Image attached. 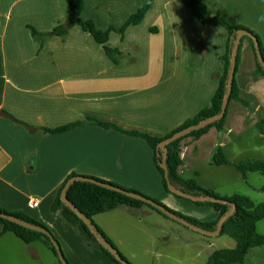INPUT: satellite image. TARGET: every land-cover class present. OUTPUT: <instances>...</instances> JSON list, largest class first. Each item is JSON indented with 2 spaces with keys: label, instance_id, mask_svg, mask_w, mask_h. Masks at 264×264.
<instances>
[{
  "label": "crops",
  "instance_id": "obj_1",
  "mask_svg": "<svg viewBox=\"0 0 264 264\" xmlns=\"http://www.w3.org/2000/svg\"><path fill=\"white\" fill-rule=\"evenodd\" d=\"M147 1L84 0L81 17L92 19L99 28L120 26ZM200 1L207 15L221 14L253 29L264 53V0ZM68 14L66 0H0V207L22 211L58 233L69 264H117L73 214L51 209L71 172L138 190L200 220H213L218 212L167 191L153 149L142 137L90 122L58 133L30 131L27 124L55 127L91 116L122 129L167 134L209 104L222 70L219 57L227 30L202 23L182 0H153L139 23L129 25L123 35L109 33L110 45L139 57L115 66L102 45L76 23L43 44L33 38L28 25L49 31ZM199 36L201 55L195 53ZM255 68L256 57L245 38L235 79L239 96L248 105L231 99L221 132L210 126L180 142L182 176L215 187L204 173L213 169L210 158L218 146L231 161L264 160V144H258L264 140V75L255 74ZM31 198H37L36 206H29ZM93 218L133 264H159L132 252L148 253L139 245L147 233L142 232L144 225L150 230L158 226L175 240L182 235L147 206L121 205ZM11 233L0 236V264H43L45 251L34 244L40 241L50 249L42 240L25 243ZM188 237L182 239L189 241ZM54 256L53 264H59Z\"/></svg>",
  "mask_w": 264,
  "mask_h": 264
},
{
  "label": "trees",
  "instance_id": "obj_2",
  "mask_svg": "<svg viewBox=\"0 0 264 264\" xmlns=\"http://www.w3.org/2000/svg\"><path fill=\"white\" fill-rule=\"evenodd\" d=\"M69 8V14L67 19L55 25L51 30L49 31H39L36 28H34L31 25H28V28L30 29V32L33 36V38L39 43L43 44L44 41L53 35H61L68 31L69 26L72 23L78 24L81 29L84 31H87L91 34L93 39L100 43L102 45V48L105 52V54L113 61L115 66H119L122 64L121 56L123 54V51L119 49L117 46H112L108 43L109 33L111 31H116L120 33V35H123L125 29L131 25V24H137L139 23L146 11L152 6L153 0H148L146 3L141 5L136 11L131 13L129 17L123 22L120 26L115 25H109L106 28H99L95 22L92 19H84L81 17V12L84 6V0H66ZM185 5H187L191 12L200 18L202 23H216L224 26L227 30V38L225 43V49L224 52L219 57L221 64H222V70L218 77V85L211 97V100L209 104L203 106L200 110H198L193 116L187 118L182 122L179 126L174 128L172 131H170L167 134L164 135H152L145 131H140L136 129H122L113 122L104 121L95 117L87 116L84 119L81 120H74L71 122H67L65 124L55 126V127H47V126H33L30 124H27V127L30 131L32 129L41 130L44 132H50V133H58L62 131H67L75 127L76 125L83 124L85 122L95 123L98 125H101L103 127H114L116 129H119L120 131L130 134L142 137L147 141V143L150 145V147L153 149L154 152V161L157 166V169L162 175V183L164 188L169 191V188L166 184V179L164 177V170L160 166V162L164 159L167 172H168V178L172 185H174L176 188L190 194V195H211L217 198H223L227 199L229 202H232L235 204V209L232 212V214L222 223L220 232L217 234H227L231 236L235 240V245L233 247H222L215 249L213 252L210 253L207 261L205 264H243L244 263V257L246 252L250 247L262 245L264 244V234H260L256 230V222L259 219L264 218V202L261 203H255L253 200H251L248 196L240 193H233L231 195H220L216 193L213 189L207 188L199 184L196 178L194 177H184L179 172V167L182 164V159L179 154V145L182 139L189 135L193 136H199L204 131H206L210 126H216L217 130L221 132L223 130V123L226 117L227 108L222 117H220L217 120L211 121L208 124L203 125L200 128L190 130L188 132L183 133L179 137L168 141L165 146L164 150L158 148V143L166 138L167 136L171 135L175 131L197 122H200L202 120L208 119L209 117H212L216 114H218L221 110L222 101L227 89L228 84V74H229V68H230V60L232 55V50L234 46V40L236 37V34L238 30L245 29L247 32H249L252 36H255L257 40V44L259 46V49L261 51V54L264 58L263 48L260 41V38L258 34L251 28L238 23H233L229 21L227 18H225L221 14H213V15H207V9L204 2L200 0H182ZM245 33L242 34L240 41L238 43L236 56H235V64H234V77L232 81V88L229 94V100L231 99H237L241 101L243 104L248 105V102L241 98L238 93V85L235 79V72L237 70V66L240 59V52L243 40L245 38L248 39V41L251 43L252 49L254 51L255 57H256V68L254 70L255 74H261L264 75V67L260 64L258 61L255 46H254V40L252 39V36ZM195 53L197 55L202 54V42H201V36H199L198 42L196 44ZM134 56L130 58V60L126 61H134ZM2 112L9 114L5 110H1ZM14 118L13 116H11ZM16 119V118H14ZM35 131V130H34ZM210 163L213 165H225V164H231L232 162L228 159V157L223 152V149L218 146L214 153L212 154L210 158ZM239 171H241L243 177H246V173L248 171H258L261 174H264V160L260 159H249V160H241L237 163H232ZM81 175V176H88L95 178L97 180H101L104 182H107L109 184L118 185L114 182L107 181L95 176L90 175H84V174H78L76 172H71L66 179L63 181L62 185L58 189V192L55 196V199L51 205V209L53 211H56L59 208H63L64 210L68 211L69 213L73 214L77 220L80 222V224L83 227V230L94 240L97 241L100 248L103 250V252L109 256L115 263L122 264L120 261L116 259V257L112 254V252L105 247L103 244H101L94 235L90 232L88 226L85 224V222L82 220V218L70 207L68 206L61 198H60V192L63 188L65 182L72 176ZM123 187V186H121ZM127 190H130L132 192L142 194L145 196H148L138 190L123 187ZM173 194L177 196H182L179 194H176L172 192ZM65 195L67 199L76 206L93 224V226L96 228L98 233L106 239L109 243L113 245V247L122 255V257L127 260L129 264H133L130 262L116 247V245L113 243L111 238L99 227V225L94 221L93 216L95 214L104 212L106 210H110L113 208H116L121 205H128L132 207H141V206H147L167 217H169L167 214L162 212L160 209L154 207L153 205L140 200L138 198L131 197L127 194H124L122 192L112 190L109 188H106L104 186H101L99 184L87 181V180H80V179H74L70 182L68 187L66 188ZM150 197V196H148ZM184 197V196H183ZM153 200L157 201L158 203L164 205L165 207L169 208L167 205H165L160 200L151 197ZM192 202H194L197 205H209L212 206L215 210L218 211V215L213 220H200L193 216L186 215L184 213H181L179 211H176L174 209L169 208L174 214L178 215L179 217L185 219L186 221L193 223L195 225H198L202 228L213 230L216 227L217 221L219 218L224 215L229 209L230 204L223 202V201H215V200H195L191 199ZM0 211L5 212L7 214H10L12 216H15L17 218H20L22 220H25L31 224L43 226L46 229L50 231V229L42 223L41 221L33 218L32 216L22 212V211H8L7 209H4L0 207ZM13 232L17 237H19L23 242L30 243L34 240H42L53 252L56 254L55 247L48 236H46L42 231L31 229L29 227H26L24 225H21L19 223L10 221L9 219H6L2 216H0V236L7 232ZM51 232V231H50ZM52 233V232H51ZM53 235V233H52ZM54 236V235H53ZM56 239V237L54 236ZM57 240V239H56ZM58 241V240H57ZM59 243V242H58ZM63 253V251H62ZM57 255V254H56ZM64 255V253H63ZM65 257V255H64ZM67 263L69 264L67 258L65 257ZM59 264L60 261H59Z\"/></svg>",
  "mask_w": 264,
  "mask_h": 264
},
{
  "label": "rangeland",
  "instance_id": "obj_3",
  "mask_svg": "<svg viewBox=\"0 0 264 264\" xmlns=\"http://www.w3.org/2000/svg\"><path fill=\"white\" fill-rule=\"evenodd\" d=\"M140 55L143 56L142 53H140ZM132 56L133 55L127 52H123L121 60H130ZM137 59L139 60V57L134 58V60ZM258 144H264V140ZM249 159L257 158L248 157L240 160L237 159L230 161L232 163H237L241 160ZM232 163L219 166L212 165L211 168L213 169L204 173L207 177H212L213 179L211 183H214L215 187L213 188L215 190L213 188L211 189H213L218 194L220 193V195L240 193L248 196L255 203L264 202V174H261L258 171H248L246 173V177L244 178L241 171L232 165ZM228 203L230 204L231 202ZM132 216L133 215H129L127 217L128 219H131ZM161 216L162 219L160 221H162L164 225L172 224L173 226L177 227L178 230H180V234L182 235L179 236V240H175L172 238L174 235H171L167 232H162L158 226H155L152 230H150L148 229L147 225H144L142 232L147 233L139 241V245L141 248L147 247L148 253L143 254L134 250H132V252L136 253L137 255L145 256L146 258L150 259L151 262H156L159 264H205L210 253L215 249L222 247H233L235 245V240L227 234H204L175 219H172L171 217H167L163 214H161ZM121 220L125 221L124 218H121ZM256 230L258 233L264 234V218L259 219L256 222ZM50 231L60 243L59 234L54 232L52 229ZM186 234L189 235V241L187 239H182ZM166 237H168V240L164 239ZM191 238H194V241H191ZM34 244L38 250L42 249L45 251V256H43V254L40 258L43 264H53L55 262L56 257L54 256L52 250L47 249L45 246L43 247L40 241H36ZM5 248L6 246H1L2 251ZM156 252H158V255H156ZM15 254L16 253H13V255ZM125 255L127 258L128 255ZM243 264H264V244L250 247L245 254Z\"/></svg>",
  "mask_w": 264,
  "mask_h": 264
},
{
  "label": "water",
  "instance_id": "obj_4",
  "mask_svg": "<svg viewBox=\"0 0 264 264\" xmlns=\"http://www.w3.org/2000/svg\"><path fill=\"white\" fill-rule=\"evenodd\" d=\"M249 34L251 35L249 32H247L245 29H240L238 30L237 34H236V37H235V40H234V46H233V50H232V55H231V60H230V68H229V74H228V84H227V89H226V92H225V95H224V98H223V101H222V105H221V110L218 114L212 116V117H209L208 119H205V120H202L200 122H197V123H194V124H190V125H187L177 131H175L174 133H172L171 135L167 136L166 138H164L163 140H161L159 143H158V148L164 150V146L165 144L170 141V140H173L177 137H179L180 135H182L183 133L185 132H188L190 130H193V129H197V128H200L202 127L203 125L205 124H208L210 123L211 121H214V120H217L219 119L220 117H222L226 111V108H227V104H228V100H229V94H230V91H231V88H232V81H233V77H234V64H235V56H236V51H237V47H238V43L240 41V38L242 36V34ZM252 36V35H251ZM252 39L254 40V46H255V51H256V55H257V58H258V61L260 62V64L264 67V58L261 54V51L259 49V46L257 44V40L255 38V36H252ZM160 166L163 168L164 170V177L166 179V184H167V187L169 188L170 191L176 193V194H179V195H182L184 197H187V198H190V199H195V200H215V201H223V202H229L228 200L226 199H221V198H217V197H213L211 195H190L178 188H176L174 185L171 184V182L169 181V178H168V172H167V167H166V164H165V161L164 159L160 162ZM74 179H80V180H87V181H90V182H93V183H96V184H99L101 186H104L106 188H109V189H112V190H116V191H119V192H122L124 194H127L131 197H134V198H138L140 200H143L151 205H153L154 207L160 209L162 212H164L165 214H167L169 217L189 226L190 228L192 229H195L197 231H200L204 234H208V235H216L220 232V229H221V226H222V223L232 214V212L234 211L235 209V204L234 203H230L231 207L230 209L224 214L222 215L219 220L217 221V224H216V227L213 229V230H209V229H205V228H202L198 225H195L193 223H190L188 221H186L185 219L179 217L178 215L174 214L169 208L165 207L164 205L158 203L157 201L153 200L151 197H148V196H145V195H142V194H138V193H135V192H132L130 190H127L121 186H117V185H113V184H109L107 182H104V181H101V180H97L95 178H92V177H88V176H81V175H76V176H72L70 177L64 184L63 188L61 189V192H60V198L68 205L70 206L81 218L82 220L85 222V224L88 226L90 232L94 235V237L101 243L103 244L105 247H107L111 252L112 254L116 257V259L118 261H120L122 264H129L127 262V260H125L122 255L113 247V245L111 243H109L106 239H104L99 233L98 231L96 230V228L93 226V224L89 221V219L76 207L74 206L66 197L65 195V191H66V188L68 187V185L70 184V182ZM0 216L6 218V219H9L10 221H13V222H16V223H19L21 225H24L26 227H29L31 229H35V230H40L42 231L46 236L49 237V239L51 240V242L53 243L54 247H55V250H56V254L61 262V264H68L63 253H62V250H61V247L58 243V241L54 238V236L52 235V233L46 229L45 227L43 226H39V225H35V224H31L25 220H22L20 218H17L15 216H12L10 214H7L5 212H2L0 211Z\"/></svg>",
  "mask_w": 264,
  "mask_h": 264
},
{
  "label": "built area",
  "instance_id": "obj_5",
  "mask_svg": "<svg viewBox=\"0 0 264 264\" xmlns=\"http://www.w3.org/2000/svg\"><path fill=\"white\" fill-rule=\"evenodd\" d=\"M38 203L37 198H31L29 201V206H36Z\"/></svg>",
  "mask_w": 264,
  "mask_h": 264
},
{
  "label": "clouds",
  "instance_id": "obj_6",
  "mask_svg": "<svg viewBox=\"0 0 264 264\" xmlns=\"http://www.w3.org/2000/svg\"><path fill=\"white\" fill-rule=\"evenodd\" d=\"M262 19H264V17H262Z\"/></svg>",
  "mask_w": 264,
  "mask_h": 264
}]
</instances>
